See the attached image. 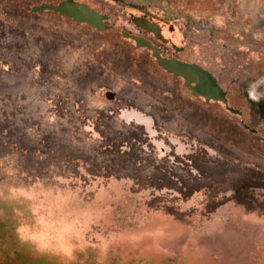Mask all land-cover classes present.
<instances>
[{"label": "rangeland", "instance_id": "374dc122", "mask_svg": "<svg viewBox=\"0 0 264 264\" xmlns=\"http://www.w3.org/2000/svg\"><path fill=\"white\" fill-rule=\"evenodd\" d=\"M59 1L0 0V264H264V0ZM143 13L242 113L124 36Z\"/></svg>", "mask_w": 264, "mask_h": 264}, {"label": "water", "instance_id": "95a60500", "mask_svg": "<svg viewBox=\"0 0 264 264\" xmlns=\"http://www.w3.org/2000/svg\"><path fill=\"white\" fill-rule=\"evenodd\" d=\"M51 10L73 19L77 23H86L94 28L105 30L111 27L108 22L110 16L102 12L90 3L82 0H60L59 2H42L32 6V11ZM133 21L141 28L153 32L157 37L165 40L161 33V27L156 20L142 15H134ZM124 36L132 38L137 46L147 47L152 50L157 61L166 70L171 72L175 77H182L186 86L192 90L196 96H201L206 101L218 100L226 104V107L232 112L239 113L236 108L229 103L228 90L223 87L216 74L209 68L199 62L188 61L178 57H168L164 55L161 49L150 39L141 34L123 30ZM108 95H114V92L108 91Z\"/></svg>", "mask_w": 264, "mask_h": 264}, {"label": "flooded vegetation", "instance_id": "af4514ba", "mask_svg": "<svg viewBox=\"0 0 264 264\" xmlns=\"http://www.w3.org/2000/svg\"><path fill=\"white\" fill-rule=\"evenodd\" d=\"M134 16V15H133ZM132 16V17H133ZM142 16H146L148 18H150L151 20H156L158 22V25H160L161 27V33L163 34L164 39L160 38V37H157L153 32H149L147 31L146 29L144 28H141L139 27V34L143 35L144 37L150 39L151 41H153L155 44L158 45V47L161 49L162 53L168 57H178V58H181L179 56V52H181L183 49H184V46H181L179 44H177L173 38L167 36L165 33H164V28L165 26L163 25V23L161 22L160 19H155L154 17L150 16L148 13H143ZM170 28L172 30H174V25L171 24L170 25ZM152 51V50H151ZM183 59V58H181ZM186 60V59H184ZM189 61V60H188ZM191 90V89H189ZM192 91V90H191ZM252 98V97H251ZM206 100V99H205ZM240 112L239 113H242V110L239 109ZM255 131H257L258 129L257 128H254Z\"/></svg>", "mask_w": 264, "mask_h": 264}, {"label": "clouds", "instance_id": "9594fccd", "mask_svg": "<svg viewBox=\"0 0 264 264\" xmlns=\"http://www.w3.org/2000/svg\"><path fill=\"white\" fill-rule=\"evenodd\" d=\"M63 251L65 252L66 255H71V248L70 247L63 248Z\"/></svg>", "mask_w": 264, "mask_h": 264}]
</instances>
